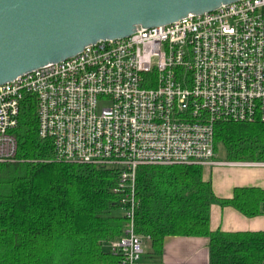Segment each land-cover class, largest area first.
Returning <instances> with one entry per match:
<instances>
[{"label":"built area","instance_id":"built-area-1","mask_svg":"<svg viewBox=\"0 0 264 264\" xmlns=\"http://www.w3.org/2000/svg\"><path fill=\"white\" fill-rule=\"evenodd\" d=\"M31 101L54 160L117 174L112 191L128 225L107 247L119 264H143L145 236L135 224L140 167H264L215 160L219 123H264V0L102 40L0 85V164L17 160L15 130Z\"/></svg>","mask_w":264,"mask_h":264},{"label":"trees","instance_id":"trees-1","mask_svg":"<svg viewBox=\"0 0 264 264\" xmlns=\"http://www.w3.org/2000/svg\"><path fill=\"white\" fill-rule=\"evenodd\" d=\"M15 162L0 164V264H119L107 243L128 225L112 188L117 174L54 160L38 133L34 101L26 102L15 130ZM227 161H264V123L221 122L215 151ZM135 224L148 237L150 257L161 256L169 236L209 238V264H264V231H212L215 200L244 215L263 213L264 189L236 187L217 198L200 165L142 166L138 170ZM108 248V247H107ZM143 255V262H144Z\"/></svg>","mask_w":264,"mask_h":264},{"label":"water","instance_id":"water-1","mask_svg":"<svg viewBox=\"0 0 264 264\" xmlns=\"http://www.w3.org/2000/svg\"><path fill=\"white\" fill-rule=\"evenodd\" d=\"M239 0H0V85L102 40Z\"/></svg>","mask_w":264,"mask_h":264},{"label":"crops","instance_id":"crops-1","mask_svg":"<svg viewBox=\"0 0 264 264\" xmlns=\"http://www.w3.org/2000/svg\"><path fill=\"white\" fill-rule=\"evenodd\" d=\"M208 167L204 179L212 184L217 198H230L236 187H260L264 189V176L252 171L255 166L216 165ZM257 168V167H256ZM212 231H264L263 213L249 217L230 205L215 200L210 209ZM143 264H209V238L169 236L165 239L161 256L149 257Z\"/></svg>","mask_w":264,"mask_h":264},{"label":"rangeland","instance_id":"rangeland-1","mask_svg":"<svg viewBox=\"0 0 264 264\" xmlns=\"http://www.w3.org/2000/svg\"><path fill=\"white\" fill-rule=\"evenodd\" d=\"M215 160L218 161V162L226 161V151H225V148L223 147V145H218V150H217L216 155H215ZM207 168L203 167V171L205 172V170H206V172H208ZM249 169H253L252 171L253 172L255 171L256 174L264 176V167H257V168L255 167V168H249ZM114 214L118 215V216H125L126 215V210L123 207H118L114 211ZM104 247H105V249H108L107 246H104ZM143 247H144V257H148V258H144V259H146V261H149L150 260L149 252H150V249H151V245H150V240L148 238H146V237L144 238Z\"/></svg>","mask_w":264,"mask_h":264}]
</instances>
